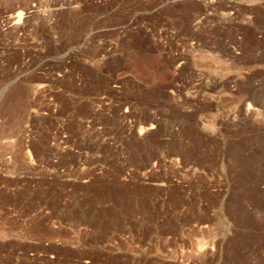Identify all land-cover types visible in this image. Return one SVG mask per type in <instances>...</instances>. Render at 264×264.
Listing matches in <instances>:
<instances>
[{
  "label": "rangeland",
  "instance_id": "1",
  "mask_svg": "<svg viewBox=\"0 0 264 264\" xmlns=\"http://www.w3.org/2000/svg\"><path fill=\"white\" fill-rule=\"evenodd\" d=\"M0 264H264V0H0Z\"/></svg>",
  "mask_w": 264,
  "mask_h": 264
}]
</instances>
